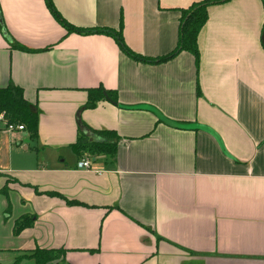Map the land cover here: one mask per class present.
Returning a JSON list of instances; mask_svg holds the SVG:
<instances>
[{
  "label": "crops",
  "instance_id": "0c3cea01",
  "mask_svg": "<svg viewBox=\"0 0 264 264\" xmlns=\"http://www.w3.org/2000/svg\"><path fill=\"white\" fill-rule=\"evenodd\" d=\"M51 1L68 23L119 30L156 57L199 0ZM0 20V87L38 108L35 137L0 112V264H34L36 248L63 249L53 264H264V0L207 7L198 68L188 51L142 63L110 34L68 32L45 0H0ZM98 86L155 110L82 108ZM86 128L116 133L114 155L76 153ZM83 157L100 172L77 168ZM24 214L35 219L14 234Z\"/></svg>",
  "mask_w": 264,
  "mask_h": 264
},
{
  "label": "trees",
  "instance_id": "16d2710c",
  "mask_svg": "<svg viewBox=\"0 0 264 264\" xmlns=\"http://www.w3.org/2000/svg\"><path fill=\"white\" fill-rule=\"evenodd\" d=\"M227 0H199L190 4L187 8L182 9L179 19L178 39L176 46L167 54L150 57L133 52L124 43L121 33L118 30L109 28H81L68 23L63 19L59 12L54 7L51 0H45L46 5L54 16V18L68 31V32H84V33H106L114 37L118 47L127 56L134 61L142 63L157 64L165 62L175 57L181 51H188L194 57L196 68L199 63V51L197 47V35L201 27L204 25L207 19V7L211 4L225 2ZM0 20V28H2ZM10 47L28 50V48L20 45L14 40L8 41ZM87 97L82 105V108H92L100 100H107L110 103L126 109H144V105H126L119 103L117 100V94L115 90L106 89L102 86L89 88L86 90ZM199 95V90L197 89ZM153 111L155 109L151 108ZM149 110V109H148ZM0 112L6 120V123L22 124L25 127L31 137H35L37 134V120H38V108L36 104H32L27 101L23 96V90L20 86H16L9 82L6 86L0 87ZM159 118V117H158ZM159 121L163 122L160 118ZM173 122V121H172ZM178 125H185L186 123L174 122ZM191 124V123H187ZM199 125V124H198ZM89 133H83L79 131L76 141L72 144L74 150L79 155L87 153L88 155H100L113 156L115 152V145L120 139L119 136L111 130H94L86 128ZM210 130V129H209ZM87 132V131H86ZM211 132V130H210ZM91 138V139H90ZM1 190V188H0ZM48 194V192H46ZM53 194V193H52ZM54 195V194H53ZM55 195H58L55 193ZM68 204L75 203L68 201ZM35 217L34 215L24 214L18 217L14 221L13 233L17 234L24 227L30 226ZM63 249H38L36 248L31 252V257L34 260V264H53L54 261L60 262L62 260Z\"/></svg>",
  "mask_w": 264,
  "mask_h": 264
},
{
  "label": "built area",
  "instance_id": "2783aa9c",
  "mask_svg": "<svg viewBox=\"0 0 264 264\" xmlns=\"http://www.w3.org/2000/svg\"><path fill=\"white\" fill-rule=\"evenodd\" d=\"M5 125H6L7 130H9V131L22 130L23 129L22 124L6 123ZM76 167L79 169H83V170H93L96 172H100V170H97V169L94 170V168H92L91 163H90V159L88 157H83L79 161H77Z\"/></svg>",
  "mask_w": 264,
  "mask_h": 264
},
{
  "label": "water",
  "instance_id": "95a60500",
  "mask_svg": "<svg viewBox=\"0 0 264 264\" xmlns=\"http://www.w3.org/2000/svg\"><path fill=\"white\" fill-rule=\"evenodd\" d=\"M3 31V29H2ZM261 41L262 44L264 45V40H263V35L261 36ZM144 109H149L152 110L150 107L148 106H142ZM153 111V110H152ZM158 115V114H157ZM158 117L167 125L173 126V127H178V128H186V129H202V130H206L208 132H210V130L202 125H198V124H185V125H178L175 124L174 122L165 119L164 117H162L161 115H158ZM91 139V138H90Z\"/></svg>",
  "mask_w": 264,
  "mask_h": 264
}]
</instances>
